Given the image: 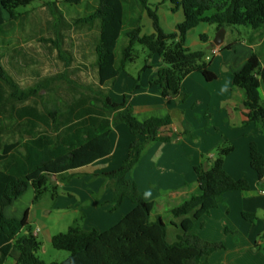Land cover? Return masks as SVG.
Instances as JSON below:
<instances>
[{
  "label": "trees",
  "instance_id": "16d2710c",
  "mask_svg": "<svg viewBox=\"0 0 264 264\" xmlns=\"http://www.w3.org/2000/svg\"><path fill=\"white\" fill-rule=\"evenodd\" d=\"M34 1L0 0V38L6 37L0 45L12 46V38L6 36L8 31L13 30V35L17 29L23 31V26L17 23L25 15L17 9ZM165 1L173 5V10L181 8L184 12V20L175 32L162 29L160 3L154 0H97L96 4L85 6L83 14L77 12L72 23L59 3L68 10H77L84 0L47 1L52 14L48 28L52 29L53 37L43 39L58 49L66 69L46 78L38 88L23 90L0 54V264H5L14 248L19 251L14 264H209V256L224 247L190 232L196 221L222 204L227 192L250 189L246 178L236 179L224 168L225 158L234 147L224 142L213 156H207L195 166L197 192L170 206L172 215L181 219L178 224L171 223L182 230L170 242L168 223L161 216L152 218L154 202L145 199L129 175L150 144L174 140L172 118L167 115L141 121L133 114L127 98L114 102L110 92L126 66L138 59L136 44L142 45L149 56L157 54L162 58L163 65L151 85L159 86L163 97L180 93L184 79L192 72H200L206 80L213 81L217 75L210 69L206 51L190 49L188 32L201 23L216 25L218 29L247 26L260 31L262 38L264 0H162ZM128 8L133 16L128 15ZM144 13L152 20V34L143 33ZM63 26L98 30L92 54L96 82L85 87L88 92H82L80 84L68 75L67 68L74 56L62 49ZM123 37L125 42L120 45ZM59 83L68 84L70 95L58 91ZM262 83L261 53L254 51L234 74L233 85L245 94L244 125L257 123L264 129ZM138 87L136 83L134 89ZM44 89L52 93V107L44 99ZM35 96L41 98V105L25 103ZM120 123H125L135 138L122 164L103 175L113 181L115 206L128 199L135 207L106 231L85 230L76 220L67 232L52 238V246L68 251L69 256L63 261L45 263L37 254L42 242L31 231L28 211L19 219L8 217L5 208L30 186L34 189V202L41 201L48 192L57 197L59 180L110 154V133ZM250 164L257 174L258 185L264 190V154L256 143L250 145ZM242 215L251 222L256 219L255 214L243 212Z\"/></svg>",
  "mask_w": 264,
  "mask_h": 264
},
{
  "label": "crops",
  "instance_id": "0c3cea01",
  "mask_svg": "<svg viewBox=\"0 0 264 264\" xmlns=\"http://www.w3.org/2000/svg\"><path fill=\"white\" fill-rule=\"evenodd\" d=\"M154 2L165 8L162 19L161 10L158 9L162 29L167 33L175 32L178 24L184 20L183 9L173 10V5L168 1ZM147 21L149 24L144 25L143 33L152 34L154 33L152 20L147 17ZM245 29L226 28L224 42L220 46H215L219 52L210 62V69L217 75L213 81L206 80L200 72H192L184 79L180 93L163 97L160 87L151 85V82L157 79L159 69L163 65L162 58L157 54L149 56L145 50L147 53L142 68L140 70L136 68V73H130L128 64L111 87L110 95L114 102H121L127 98L133 114L141 121L167 115L172 118L171 130L174 140L169 143L150 144L129 175L143 192L145 199L154 202L153 219L158 216L164 219L162 212L167 211L170 223H180L181 219L175 218L170 212V206L184 201L197 192L195 166L203 163L207 156H213L217 147L224 142L234 147L225 158L224 168L236 179L246 178L250 183V189L227 192L222 204L213 210L220 217L219 225L225 227V222L232 219L234 209V216L240 225H234L233 233L235 237L238 234L243 235L244 239L239 244L241 255H247L245 260L247 264H264V237L258 239L264 235V190L258 185L257 174L250 164L252 143H256L264 154V129L257 123L244 125L245 94L242 89L233 85L234 74L242 69L252 52L258 51L259 48L264 54V37L261 38L260 31ZM217 31L216 25L199 24L188 32V46L194 51L204 50L209 54ZM145 65L148 67L144 69ZM262 65L264 67L263 60ZM136 83H139V87L134 89ZM260 94L264 100V83L260 87ZM134 138L125 123L113 126L110 133V154L78 170L80 175L72 174L65 180H59V191L60 188L64 189V194L60 191L58 196L53 198L48 192L46 195L51 200L34 202V189L30 186L19 200L16 199L5 208V214L8 217L22 219L28 211L27 221L32 233L40 242H42L40 238L45 237L51 245L55 235L67 232L78 219L85 230L110 229L135 205L125 199L121 205L115 206L111 188L113 181L103 174L122 164ZM87 168L90 170H85ZM30 188L33 189L31 203L18 210L17 201L29 193ZM54 212L57 213L56 221L49 223L50 215ZM243 212L255 214L256 219L253 222L245 219ZM210 213L205 216H209ZM204 217L195 222L194 228L204 227ZM164 221L167 223L166 219ZM170 225L174 231L168 229V235L171 232L173 236L174 233L175 241L180 234L179 226L172 223ZM199 237L207 241L212 239L208 238V235ZM42 247L44 248L43 242ZM233 253L236 256L239 254L235 248ZM252 253L255 256L249 257ZM18 255L19 251L14 248L5 264H14ZM68 256L69 254H66L64 260ZM235 263L233 259L231 264Z\"/></svg>",
  "mask_w": 264,
  "mask_h": 264
},
{
  "label": "rangeland",
  "instance_id": "374dc122",
  "mask_svg": "<svg viewBox=\"0 0 264 264\" xmlns=\"http://www.w3.org/2000/svg\"><path fill=\"white\" fill-rule=\"evenodd\" d=\"M47 1L51 0H35L30 5L20 6L17 11L18 13H23L25 16L23 15L24 17L21 18L17 24L23 26V31L17 29L14 35L13 30L8 31L6 36L7 38H12V46L6 47L0 45V54L3 64L17 79L23 90H29L33 87L38 88L41 84H44L46 78H51L56 74L58 75L62 73L64 69H66V62L65 60L60 58L58 49L55 48L51 42H46L43 39L53 37L52 29H50V31L48 28L50 22H52V14L46 5ZM96 3L97 0H84V5H82L77 10H68L61 3H59V7L65 13L67 20L72 23V20L78 16L77 12L83 14V12L85 11V6ZM158 6L161 10L160 15L162 19L164 18L163 12H165V8L160 6V4ZM127 11L129 16H133L130 8H128ZM147 17L148 15L144 13L142 17L143 27L144 25L146 26V24H149V22L147 21ZM169 19L171 20V15ZM238 28H242V30H246L245 28L252 29L251 27L247 26H238ZM62 33V49L72 52L74 56V61L67 68L68 75L70 78L76 80L80 84L82 92H88L85 87L88 84L93 83V81L94 83L96 82L94 73V57L92 54L95 40L98 35V30L96 27L92 30H89L87 29V27L67 28L66 26H63ZM124 38L125 37L121 39L120 45H123V43L125 42ZM1 39L4 40L3 37L0 38V41ZM145 50L146 49H144L142 45H135V52L138 54V59L135 62L129 64L128 72L136 73V68H138L139 70L142 68L146 59L147 52ZM257 50V52H261V58L264 63L263 50H259V48H257ZM131 70H133V72H131ZM137 78L138 77L136 76V82ZM58 87V91L61 94L70 95L69 93H67L69 87L67 83H59ZM42 93L45 96L44 99L46 100L47 105L49 107H52V93H49L46 90ZM32 102H37L39 105L42 104L41 98L36 96L26 101L25 103L27 104ZM85 170L90 169L87 168ZM73 175L78 176L80 175V172L74 171ZM31 188L29 193H26L20 201H17L18 210L28 203H31L33 198V196L31 198V194H33V189ZM60 191L63 194L65 193L64 189L62 188H60ZM42 200H51V198L47 195H44ZM232 214V219H229L225 222V227H221L218 223L220 217L213 210L209 216L204 217L205 225L203 228L195 227L194 230L190 232L191 234H197L199 236L208 235V238H212L211 240H209L211 243H221L224 245L222 249L216 250L208 258L209 264H231L233 259L236 262L235 264H242L243 262V264H247L245 261L247 260V255H241L239 245L240 242H243L244 240L243 235L238 234L237 237L234 236V225H240L238 224L237 218L234 216V209L232 210ZM162 215L165 217L164 219H166L168 223V229L171 232L174 231V228L171 227V223L168 220V212H162ZM56 218L57 213L54 212L52 213V215H50V219L48 222L54 223L56 221ZM239 227L242 229L241 226ZM178 231L182 233L180 227L178 228ZM171 232L168 235V240L170 242H172L174 239V233L172 236ZM263 237L264 235H261L258 239H261ZM40 239L44 243V248L42 247L37 254L45 263L62 261L64 260L65 255L69 254L68 251L55 249L45 237L42 236ZM234 248L236 252H239L238 256L233 253ZM254 256V253L249 255V257ZM227 258L228 262L226 261Z\"/></svg>",
  "mask_w": 264,
  "mask_h": 264
},
{
  "label": "water",
  "instance_id": "95a60500",
  "mask_svg": "<svg viewBox=\"0 0 264 264\" xmlns=\"http://www.w3.org/2000/svg\"><path fill=\"white\" fill-rule=\"evenodd\" d=\"M225 35H226V27H221L220 29H218L215 38L211 43V47L220 46L224 42Z\"/></svg>",
  "mask_w": 264,
  "mask_h": 264
},
{
  "label": "built area",
  "instance_id": "2783aa9c",
  "mask_svg": "<svg viewBox=\"0 0 264 264\" xmlns=\"http://www.w3.org/2000/svg\"><path fill=\"white\" fill-rule=\"evenodd\" d=\"M219 50L216 47H213L209 54L206 55V60L211 61L213 56L217 54Z\"/></svg>",
  "mask_w": 264,
  "mask_h": 264
}]
</instances>
